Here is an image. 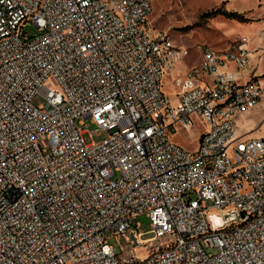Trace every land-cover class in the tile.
I'll use <instances>...</instances> for the list:
<instances>
[{"label":"built area","instance_id":"built-area-1","mask_svg":"<svg viewBox=\"0 0 264 264\" xmlns=\"http://www.w3.org/2000/svg\"><path fill=\"white\" fill-rule=\"evenodd\" d=\"M155 1L0 0V264H264V138L235 129L263 96L264 29L256 50L203 47L171 99L190 52ZM87 120L106 137L87 144ZM198 121L195 150L174 140ZM140 216L133 247L168 241L121 260L104 234Z\"/></svg>","mask_w":264,"mask_h":264},{"label":"rangeland","instance_id":"rangeland-1","mask_svg":"<svg viewBox=\"0 0 264 264\" xmlns=\"http://www.w3.org/2000/svg\"><path fill=\"white\" fill-rule=\"evenodd\" d=\"M264 0H158L153 4V11L149 16V22L155 31L168 34L172 41L178 46L189 49L190 55L179 63L171 74H165L163 88L165 93L174 99L175 87L173 80L182 77L186 70L198 65L203 47L213 50H225L234 40L247 36L250 38V46L258 48V33L264 28ZM216 9L243 14L246 20L227 18L223 14H211ZM209 15H206L208 14ZM28 36L38 35L39 30L32 24L25 27ZM258 71L262 73L260 84L264 91V53H260ZM258 54L252 57V61L258 58ZM261 123L258 127L257 124ZM259 125V124H258ZM257 126V127H256ZM241 131L248 132L250 138L264 137V92L260 102L255 108L247 112L244 120L239 125ZM79 130H85L83 138L87 144L94 140L96 143L106 137V132L99 131L97 126L87 120ZM206 130V125L198 121L196 126L188 131H180L174 140L184 148L195 150L200 135ZM44 149L48 148L47 140L42 139ZM136 224H140L136 227ZM148 232L150 222L145 216L134 220V227L123 233L114 234L105 232V239L115 247L118 257L127 260L130 257L145 259L151 248L158 244H164L168 238L150 240L141 246L133 247L130 242V231ZM152 234L148 233L142 239H150ZM209 253L211 251L209 250Z\"/></svg>","mask_w":264,"mask_h":264},{"label":"crops","instance_id":"crops-1","mask_svg":"<svg viewBox=\"0 0 264 264\" xmlns=\"http://www.w3.org/2000/svg\"><path fill=\"white\" fill-rule=\"evenodd\" d=\"M261 10H264V7L263 8H261ZM263 27H264V25H263ZM264 29V28H263ZM262 29V30H263ZM261 38H262V34H261V32H259L258 33V42H259V44L257 45V47H259V46H261V42H262V40H261ZM251 47V46H250ZM251 49L252 50H256V47H251ZM255 52V51H254ZM261 52H255V53H253L252 54V56L254 57V55H256V54H260ZM256 60L257 59H255L254 61H253V65L256 63ZM258 61H260V55L258 56ZM259 64V63H258ZM191 68V67H190ZM190 68H188L187 70H189ZM186 70V71H187ZM257 73L259 74V76H261V75H263L262 73H260L259 71H258V68H257ZM247 115V112L246 113H244V114H241V115H239L237 118H236V120H235V129H236V135L237 136H240V137H243V138H250V136H249V133L248 132H243V131H241V129H240V127H239V125L241 124V121H243L244 120V117ZM259 124V123H258ZM258 124H257V126H258ZM256 126V127H257ZM252 138H264V137H261V136H259V137H252Z\"/></svg>","mask_w":264,"mask_h":264},{"label":"trees","instance_id":"trees-1","mask_svg":"<svg viewBox=\"0 0 264 264\" xmlns=\"http://www.w3.org/2000/svg\"><path fill=\"white\" fill-rule=\"evenodd\" d=\"M218 13L223 14L227 18L237 19V20H240V21L246 20L244 15L240 14L238 12H228V11L222 10V9H216L215 11L211 12V14H218ZM206 15H209V13L206 14Z\"/></svg>","mask_w":264,"mask_h":264},{"label":"water","instance_id":"water-1","mask_svg":"<svg viewBox=\"0 0 264 264\" xmlns=\"http://www.w3.org/2000/svg\"><path fill=\"white\" fill-rule=\"evenodd\" d=\"M229 215L232 216V215H234V214H229ZM211 218L214 220V225H215V227H217V226H218V223L215 222V218H214V216H211ZM130 237H131L132 240L135 239V238H134V235H133L132 232L130 233Z\"/></svg>","mask_w":264,"mask_h":264}]
</instances>
